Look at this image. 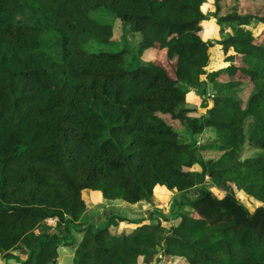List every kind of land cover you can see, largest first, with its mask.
Here are the masks:
<instances>
[{
  "label": "trees",
  "instance_id": "trees-1",
  "mask_svg": "<svg viewBox=\"0 0 264 264\" xmlns=\"http://www.w3.org/2000/svg\"><path fill=\"white\" fill-rule=\"evenodd\" d=\"M236 1L222 15L221 0H0L4 261L56 264L68 248L73 264H264V44L246 28H264V0ZM216 46L226 66L211 72ZM164 115L216 138L182 143ZM157 190L194 192L192 217L167 231L85 214L84 192L135 205Z\"/></svg>",
  "mask_w": 264,
  "mask_h": 264
},
{
  "label": "rangeland",
  "instance_id": "rangeland-1",
  "mask_svg": "<svg viewBox=\"0 0 264 264\" xmlns=\"http://www.w3.org/2000/svg\"><path fill=\"white\" fill-rule=\"evenodd\" d=\"M221 4L223 5L222 8V15H225L230 10H238V3L236 0H221ZM212 5L208 3L202 8V11L207 13L211 11ZM115 34L118 37L121 33V29L119 23L115 24ZM247 29L251 30L255 36H261V42L264 44V28L259 27L256 22H252ZM225 34L230 32V29H226ZM223 33V34H224ZM128 34V33H126ZM221 37L220 28L215 26L214 21H210L207 25V32L206 37L204 39H210L214 41H219ZM263 40V41H262ZM215 52L212 58L211 64V72L216 70H221L226 66L223 64L220 59V47L216 46ZM208 94L206 95L208 106L210 105V100L213 96L211 89H207ZM244 91V92H243ZM248 91L246 90L245 86L243 87L242 92L240 93V97L245 99L247 97ZM188 105L194 108H197L199 112H202L204 109L199 108L201 104L200 96H197L195 93H189L188 95ZM212 105V103H211ZM164 118L167 120L168 124L174 129V131L178 134L179 140L182 143H188L190 145H202L211 143L215 140V131L205 130L202 134L199 135H192L189 129L184 125L181 124L179 121H173L168 118V116L164 115ZM216 194H219L216 190H214ZM154 203L149 202H140L135 205H129L122 201H106L103 200L98 194L91 193V192H84L83 193V200L86 203V216L89 218L90 222L94 224H101L107 221L111 216L118 215L122 217H126L129 220H141V221H148L149 219H156L159 221L161 225L167 230L171 231L174 227L176 228L180 221L181 216L186 214L192 217V212L190 209L185 205L184 199H191L195 196L194 192H190L187 194H175L168 192L166 190H157L154 193ZM183 195V196H182ZM235 196L241 200L243 205L249 211V213H253L255 208L260 206V203L253 200L249 196L245 195L243 192L239 191L236 192ZM56 220H48L47 225L54 227ZM125 227V225H120L116 223V227ZM192 229V228H191ZM191 229H189L191 231ZM166 236L169 238V234ZM192 236L194 234L192 233ZM171 238V237H170ZM77 239V238H76ZM14 255H20L18 250L13 252ZM72 250L68 248L60 249L59 255L57 258L56 264H73L72 262ZM176 258V257H173ZM182 261L176 262L172 259H169L167 256H161L159 262H155L154 259H151L147 262V264H185V261L180 258ZM0 264H15L14 261H4L0 256ZM139 264H142V261H139Z\"/></svg>",
  "mask_w": 264,
  "mask_h": 264
},
{
  "label": "crops",
  "instance_id": "crops-1",
  "mask_svg": "<svg viewBox=\"0 0 264 264\" xmlns=\"http://www.w3.org/2000/svg\"><path fill=\"white\" fill-rule=\"evenodd\" d=\"M211 106V103H210V105H209V107ZM206 130H209V131H211L212 132V129H206ZM154 203V202H153ZM60 251V250H59ZM169 259H172L173 261H176V262H180V261H182L180 258H173V257H168Z\"/></svg>",
  "mask_w": 264,
  "mask_h": 264
},
{
  "label": "water",
  "instance_id": "water-1",
  "mask_svg": "<svg viewBox=\"0 0 264 264\" xmlns=\"http://www.w3.org/2000/svg\"><path fill=\"white\" fill-rule=\"evenodd\" d=\"M53 264H55V262Z\"/></svg>",
  "mask_w": 264,
  "mask_h": 264
}]
</instances>
